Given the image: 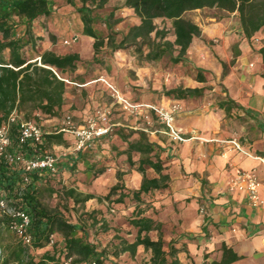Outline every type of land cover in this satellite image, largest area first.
Listing matches in <instances>:
<instances>
[{"label": "crops", "instance_id": "crops-1", "mask_svg": "<svg viewBox=\"0 0 264 264\" xmlns=\"http://www.w3.org/2000/svg\"><path fill=\"white\" fill-rule=\"evenodd\" d=\"M74 25L68 32V25L54 29L57 36L54 41L47 37L40 40L39 53L45 50L59 56L76 53L81 60L77 69L61 75L67 85L60 116H40L39 124L50 133L60 131L69 118L76 125L94 118L99 126L109 128L107 139L100 141L102 146L97 151L103 156L107 170L92 181L94 186L89 192L107 194L118 182V172L127 188L139 189L143 174L130 167L127 155L118 156L116 152L126 149L137 136L124 140L118 134L119 129L143 130L156 149L161 148L165 173L170 176L167 188L153 190L144 197L155 210L146 216L161 223L164 248L169 250L173 245L183 264L223 261L264 264V204L253 207L245 191L230 189L236 168L253 170L264 198V61L260 53L264 43L253 48L241 28L237 33L228 31L227 22L216 21L206 27L203 35L207 39L221 37L219 44L210 48L204 40L194 38L184 60L163 69L158 60H153L154 64L146 63L145 58H137L138 52L112 49L107 41L100 47L101 55L99 51L95 53V39L83 33L82 21ZM145 53L141 54L145 57ZM8 55L6 51L5 56ZM100 56L104 57L105 66L93 63ZM33 57L31 61L39 62L38 53ZM117 70L122 76L115 81ZM129 72H135V76L131 77ZM198 73L204 75V81L197 79ZM107 82H115L133 105H177L176 125L186 136L197 138L181 143L173 141L153 110L140 106L127 107L125 111L117 107ZM163 85L169 89L201 88L202 93L177 98L163 94ZM104 114L106 119L100 117ZM63 133L66 142L69 138L75 142L72 133ZM98 144L94 145L96 149ZM58 145L62 147V143ZM67 153L73 152L61 155ZM139 157V153H133L134 167ZM147 175L158 176L152 168L147 169ZM201 207L205 213H201ZM149 235L153 240L158 239L157 230ZM134 240L135 237L129 242ZM140 251H145L143 245L137 247L136 253ZM148 252L150 260L151 251ZM123 253L125 258L131 256L128 251ZM234 256L238 258L231 259Z\"/></svg>", "mask_w": 264, "mask_h": 264}, {"label": "trees", "instance_id": "trees-1", "mask_svg": "<svg viewBox=\"0 0 264 264\" xmlns=\"http://www.w3.org/2000/svg\"><path fill=\"white\" fill-rule=\"evenodd\" d=\"M79 1L81 5L77 10L83 23V33L95 39V53L105 41L112 49L125 48L130 41V45H135L137 52L140 53H143L146 46V60H159L169 55L172 62L179 63L184 60L193 35L200 34L197 25L181 19L176 20L174 41L168 39L165 32L159 28L152 38L151 35L143 33L140 26L131 27L128 34L116 41L114 23L109 22L114 13L111 12L109 17L104 19L107 34L96 30L94 26L97 21L93 14L95 9L103 8L109 0ZM69 2L73 4L74 0ZM52 4L51 0H0V121L6 119L13 111L19 116L10 127L11 144L8 148L10 153L16 155L17 160L9 163L4 157L0 159V197H4L10 206L25 210L31 217L27 228L31 241L27 244L11 229L10 217L0 214V264H105L106 249L100 250L99 245L90 239L86 226L70 220L60 208L48 207L43 200L47 196L58 195L78 205L97 197L93 193L78 190L75 185H69L68 182L70 180L74 182L79 173L83 178L94 180L106 172L107 167L103 159L97 157V151L102 146L100 141L106 140L109 132L92 138L83 148L73 151L72 154L57 155L55 172L46 169L27 171L23 163V159L35 158L48 151V147L53 143L66 142L63 131L48 133L44 130L42 143L30 141L22 143L20 121L32 120L39 124L40 116H60L65 103L67 83L58 77L54 69L60 75L72 72L77 69V63L81 60L76 53L64 56H59L51 50L39 53L42 37L35 33L34 22L48 18L53 12ZM128 4L135 7L143 16L144 22L154 15L164 14L177 18L187 9L218 4L229 11L240 12L241 23L248 37L264 26V9L261 14L258 12L254 15L251 0H129ZM21 25L24 28L20 31L17 27ZM51 40L54 41L55 37L51 36ZM6 51L9 52L8 57L5 56ZM27 51L30 52L29 55ZM37 53L41 64L38 61H31ZM260 53L264 61V46L260 48ZM223 66L226 68L227 65L223 63ZM197 79L204 81L205 77L198 73ZM201 93V88H174L165 92L166 95H174L177 98L199 96ZM118 134L124 140L137 135L129 141L128 147L124 150H117L115 145L112 147L117 150V155L128 156L130 167L141 172L143 180L139 189L122 192L119 173L118 182L109 189L104 199L110 200L117 195L116 202L122 203L131 196L145 202L143 194L165 189L170 183V176L165 173L166 166L161 158V148L156 149L155 144L143 130L119 129ZM97 142L99 144L96 149L94 145ZM134 152L140 154L136 167L132 159ZM149 168L158 176L149 177L147 175ZM65 209L70 210L67 205ZM130 224L135 229V240L129 242L122 239L120 247L114 251L117 256L126 251L134 256L137 247L143 245L145 250L151 251L148 264H183L173 245L169 250L164 248L160 222L141 214L132 218ZM153 230L158 231L157 240H153L149 235ZM54 236H58L60 241L52 246V250H46L41 258L36 260L30 253V248L51 245ZM237 258L238 256H234L231 259ZM216 264H226V261Z\"/></svg>", "mask_w": 264, "mask_h": 264}, {"label": "rangeland", "instance_id": "rangeland-1", "mask_svg": "<svg viewBox=\"0 0 264 264\" xmlns=\"http://www.w3.org/2000/svg\"><path fill=\"white\" fill-rule=\"evenodd\" d=\"M128 1L129 0H109V2L103 8L95 9L93 14L97 18V21L94 25L96 30L100 31L103 34H107L108 29L104 22V19L108 18L109 14L112 12L114 13V17L110 19L109 22H112V24L114 23L113 30L117 33L116 41H119L125 34H128L130 28L133 26H140L141 31L143 33L151 35L152 38L155 37L156 29L159 28L165 32L168 39L174 41L176 38V20L178 21L182 19L194 23L200 29V34L193 35L192 41L194 38H200L204 40V42L210 48L219 44L221 41V37L215 36L213 38L207 39L204 38L203 33L206 27L211 26V24L216 21L227 22L229 27L226 30L228 31L231 30L232 32L237 33V30L241 28L244 37L249 40L253 48L259 47L264 43V38H261V32L264 31V26L261 29L255 31L250 37H248L245 34L244 28L242 26L241 15L238 10L229 11L223 7H220L218 4L204 5L197 8L187 9L177 18H171L164 14H159L148 17L146 22H144L143 16L137 12L134 6L128 4ZM51 2L53 3V14L51 15V17L39 19L38 21L34 22L35 33H39L42 39H45L47 37L51 40V36H54L56 38L57 36L53 32L54 29H63L68 25L69 27L66 30L68 32L70 26H75L74 23H77V21L81 20L80 13L77 10L81 5L79 0H74L73 4H71L69 0H51ZM251 6L255 11L254 15L258 12L261 14L262 10L264 9V0H251ZM69 18L71 20L68 21ZM17 28L21 31L20 27ZM228 31L225 34H227ZM127 45L128 46H126L125 49H131L132 51L137 52L136 46L130 45V41L127 42ZM144 49L145 51L147 50L146 46L144 47ZM145 51L143 50L142 52ZM101 52L102 49L100 48L98 53L101 55ZM174 53L176 54L177 52L175 51ZM138 56H140L137 57L139 60L145 58L144 55L140 52H138ZM103 59L104 57L100 56L99 60L95 59L93 63L105 66V60ZM145 61L146 63L154 64L153 60ZM157 62L163 69H169L170 66L173 67L176 64L171 61L169 55L164 56ZM108 68L110 70L109 74H112L111 72L113 71H111V67L109 66ZM114 74H116L115 81L117 79H121L122 74L119 70L114 72ZM129 74L131 77L135 76V72H129ZM113 84L118 90L119 94L115 93L110 87L109 88L114 93L115 97L113 98L117 101V107L120 106L125 111H128L125 102H123L122 100H128L127 97L124 95L121 88L115 84V82H113ZM167 89H169V87L163 85V94H165ZM215 96L216 95H210V97ZM119 97H122V99ZM91 120L95 121V119L92 118L79 125H85ZM72 124L76 125L73 123V121ZM161 124L163 125V123ZM69 133L71 134V132ZM74 139L76 141V138ZM70 141L72 140H70L69 138L67 142L62 143V147H58V143H54L52 146L48 147V151L54 153L55 155H61L66 151L73 152L75 151V142L72 143ZM67 148L69 150H67ZM97 155L99 159H103L102 155ZM119 173L120 172L117 173V177ZM92 181L93 180H90V178H83V175L79 173L76 176V180L74 182L70 180L68 183L69 185H75L78 190L84 193H90L89 191L94 186V183ZM120 184L123 187L122 192L133 191V189H129L125 186L122 174ZM105 195L106 194H98L96 198L89 199L87 202L78 205H74L73 201H67L66 199H64L63 197L61 198L58 195L52 197L47 196L43 200V202L50 208H60L70 220L86 226L87 230L89 231L90 239L99 245L100 250L103 248L106 249L105 257H107V261L105 262V264H148L149 252L146 250L140 251L134 256L128 255L127 258L123 256V252H121L119 256H117L114 251L118 247H120L122 239H126L128 241L134 239L135 229L130 224V220L141 214H153L155 210L152 209L151 206H149V202H141L131 196L126 198L122 203H118L115 200L118 197L117 195L113 196L110 200L104 199ZM145 195L146 194H143L142 197L144 198ZM100 196L102 197L101 199L98 198ZM65 205H67L70 210L65 209ZM147 211L149 212L147 213ZM52 239L53 243L51 245L45 246L43 248H30V253L35 257L36 260L40 259L41 255L46 250H52V246L56 242L60 241V238L58 236H54ZM6 242L7 241H5V243Z\"/></svg>", "mask_w": 264, "mask_h": 264}, {"label": "built area", "instance_id": "built-area-1", "mask_svg": "<svg viewBox=\"0 0 264 264\" xmlns=\"http://www.w3.org/2000/svg\"><path fill=\"white\" fill-rule=\"evenodd\" d=\"M39 64H41L40 57ZM1 65V64H0ZM55 73L59 78H62L61 75L54 69ZM65 80L64 78H62ZM108 86L117 94H119L116 87L107 82ZM122 99V97H119ZM125 102L126 108L131 107L138 109L140 106L151 109L156 114L158 120L163 123L166 128L167 134L173 141L176 142H186L190 139L197 137L186 136L184 131L176 125V111L178 109L177 105L171 107H165L162 105H133L128 102L126 99H122ZM18 113L13 111L9 116L0 121V159L6 158L9 163H14L17 160L15 154H12L8 151V148L11 144V139L9 136V131L11 125L17 121ZM103 119H106V115H101ZM60 131L71 132L74 134L75 141V150H79L85 146V144L96 136H101L109 132L108 127L99 126L97 121L91 120L85 125H73L70 119H67L65 125L60 129ZM44 129L42 125L37 124L32 120H22L20 121V141L25 143L27 141L34 143H42L44 139ZM237 149L242 151L241 146L238 143H235ZM57 155L49 151H45L43 154L31 158L23 159L24 166L27 171L34 169H46L50 172H55L57 170ZM260 181L253 170H244L242 168H236L234 177L230 183V189L232 190H242L245 191L248 202L253 207H259L264 204V198L261 196L260 192ZM201 213H205V208L201 207ZM0 214L10 217V227L11 229L22 238L24 243H30L31 236L27 234V228L30 225L31 217L28 212L21 208L10 206L9 202L4 198L0 197ZM53 243V239L51 244ZM67 264V263H66Z\"/></svg>", "mask_w": 264, "mask_h": 264}]
</instances>
